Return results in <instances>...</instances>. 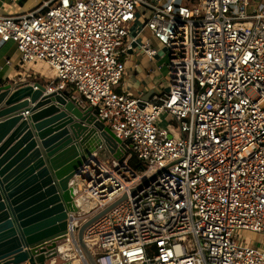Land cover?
<instances>
[{"label": "built area", "instance_id": "built-area-1", "mask_svg": "<svg viewBox=\"0 0 264 264\" xmlns=\"http://www.w3.org/2000/svg\"><path fill=\"white\" fill-rule=\"evenodd\" d=\"M135 24L146 57L153 40L169 52L168 88L148 102L120 89ZM8 43L17 68L44 65L46 93L77 97L126 148L74 176L62 261L89 264L75 228L120 201L84 231L95 264H264V0H41L0 14Z\"/></svg>", "mask_w": 264, "mask_h": 264}, {"label": "water", "instance_id": "water-1", "mask_svg": "<svg viewBox=\"0 0 264 264\" xmlns=\"http://www.w3.org/2000/svg\"><path fill=\"white\" fill-rule=\"evenodd\" d=\"M152 96L150 91L141 101ZM125 150L71 93L47 94L39 82L0 84V264H74L66 255L58 262L68 220L80 213L73 178L91 161L118 160ZM117 203L75 228L89 264L95 262L84 231Z\"/></svg>", "mask_w": 264, "mask_h": 264}, {"label": "crops", "instance_id": "crops-1", "mask_svg": "<svg viewBox=\"0 0 264 264\" xmlns=\"http://www.w3.org/2000/svg\"><path fill=\"white\" fill-rule=\"evenodd\" d=\"M35 1V0H34ZM41 1V0H36ZM152 1H160V3H164L167 0H152ZM254 3H260L261 0H252ZM34 3V2H33ZM32 4V3H31ZM27 4V0H22L21 2H16L14 4L11 3L10 0H0V14H18L26 12L32 8H34L33 5ZM140 29L138 24H135L130 29V37L135 39V42L141 38L142 35L145 36V38H149V33L147 31H144L142 34L138 35V30ZM146 40V39H144ZM153 47L157 46V42L154 40L152 41ZM7 45V44H6ZM5 45V46H6ZM140 45L137 44L138 47L133 46V50L128 51L126 54V57L128 59V63H126L127 68V75L125 74L123 77V80L121 82L120 89L122 91H126L129 93L131 91L130 85L138 83V81L142 82V84L147 83L145 86V90H143L142 96L138 98L144 97L148 92L152 91L153 96L156 94H159V92H156V87L160 91L167 90V87L163 86V83L161 82V71L163 67L161 66H155L153 65V59H149L144 55V53L140 50ZM3 46L0 49V81H3L4 83H9L11 81H18L19 78L15 77V71L17 69V63L19 60V55L16 52V49L13 44L9 45L7 48ZM135 49L137 51L135 52ZM139 51L141 53H139ZM138 56L139 59H137L134 55ZM134 54V55H133ZM10 62V65H6V61ZM37 73V72H36ZM34 73V74H36ZM40 75L43 76L44 82L42 84L46 85L49 83L50 78L53 77L52 73H46V75H43L40 73ZM52 76V77H51ZM161 80V81H160ZM36 81V80H32ZM151 82V84H150ZM128 84V85H126ZM151 99V98H150ZM29 115V114H28ZM28 126L30 127V130L32 131L33 136L35 137V141L37 145L39 146L40 142L38 140V137L36 136V132L34 129V124L31 123V121H28ZM15 131L14 129L12 132ZM7 138H5L3 141L5 142ZM3 143V142H2ZM62 246H68L67 253H70L71 246L70 244H60L59 250Z\"/></svg>", "mask_w": 264, "mask_h": 264}, {"label": "rangeland", "instance_id": "rangeland-1", "mask_svg": "<svg viewBox=\"0 0 264 264\" xmlns=\"http://www.w3.org/2000/svg\"><path fill=\"white\" fill-rule=\"evenodd\" d=\"M40 2L41 1L27 0V4L32 3L31 5H33L34 7H36L38 4H40ZM147 38H145V36L142 35L140 39H138L135 43H133V46L138 47L137 44L143 43L145 41L144 39H147ZM9 45H11V43H8L5 46V48H7ZM155 49L157 51V55L153 57L154 58L153 59V65L163 67L162 71L160 72L162 81L161 80L160 81L163 83L164 87H167L169 77H168L166 65L168 63L169 52H168V49L164 45H161V44H157V46H155ZM136 51H137V49H135V52ZM139 53H141V52L139 51ZM134 56L137 59H139L138 56H136V54ZM121 60L123 61L124 65H125V72H124V75H125L127 73L126 63H128V59H127L125 54L121 57ZM49 72H50L49 69H47L44 65L34 64V65H32L28 68H25V69L17 68L14 74H15L16 78H24V79H28L29 81L36 80L39 83H43L44 78L42 75H40V73H42L43 75H46V73L48 74ZM34 73H36V74H34ZM52 78H50L48 80H51ZM150 84H151V82H150ZM126 85H128V84H126ZM146 85H147V83L142 84V82H140V81H138V83H136V84H133V85L131 84L130 85L131 91H129V94L132 95L134 98L141 97L143 90H145ZM159 90L156 87V92L160 93ZM170 123H171V117L167 113H162L159 120H158L159 128L168 130ZM89 203H91V202H89ZM239 235L243 239L242 242H245L247 244L251 243L254 246H258V247L261 246V239L262 238H261V235H259V234L252 233L249 231H243V232L239 233ZM76 258L78 259V257H76ZM58 262L62 263L63 261L61 260V258H59Z\"/></svg>", "mask_w": 264, "mask_h": 264}, {"label": "bare ground", "instance_id": "bare-ground-1", "mask_svg": "<svg viewBox=\"0 0 264 264\" xmlns=\"http://www.w3.org/2000/svg\"><path fill=\"white\" fill-rule=\"evenodd\" d=\"M87 201H88V202H92L90 197L87 198ZM86 245H87V244H86ZM87 247H88L90 253L92 254V251H93V250H91V244L89 243ZM68 250H69V249H68V246H62V247L60 248V252H61L62 254L67 253ZM73 262H74V264H80V263L83 262V261H82V259H77V258H76V259L73 260Z\"/></svg>", "mask_w": 264, "mask_h": 264}, {"label": "trees", "instance_id": "trees-1", "mask_svg": "<svg viewBox=\"0 0 264 264\" xmlns=\"http://www.w3.org/2000/svg\"><path fill=\"white\" fill-rule=\"evenodd\" d=\"M4 83L3 81H0V84ZM131 165L136 168V162H132Z\"/></svg>", "mask_w": 264, "mask_h": 264}]
</instances>
